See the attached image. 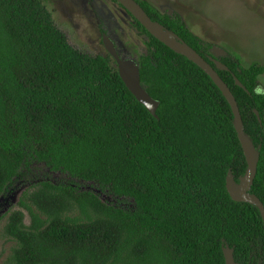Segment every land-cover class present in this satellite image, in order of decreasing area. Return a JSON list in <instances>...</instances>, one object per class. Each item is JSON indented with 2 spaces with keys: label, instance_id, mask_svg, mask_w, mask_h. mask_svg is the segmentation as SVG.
<instances>
[{
  "label": "trees",
  "instance_id": "trees-1",
  "mask_svg": "<svg viewBox=\"0 0 264 264\" xmlns=\"http://www.w3.org/2000/svg\"><path fill=\"white\" fill-rule=\"evenodd\" d=\"M135 1L215 69L212 46L181 18ZM125 13L147 39L136 62L157 118L107 53L73 47L45 0H0V199L24 188L2 228L15 244L5 264H225L223 248L236 264H264L260 211L225 188L227 173L240 185L247 170L228 103ZM220 62L259 155L249 194L264 205V67Z\"/></svg>",
  "mask_w": 264,
  "mask_h": 264
},
{
  "label": "rangeland",
  "instance_id": "rangeland-1",
  "mask_svg": "<svg viewBox=\"0 0 264 264\" xmlns=\"http://www.w3.org/2000/svg\"><path fill=\"white\" fill-rule=\"evenodd\" d=\"M160 12L176 15L203 43L216 46L239 59L243 66L258 63L264 67V0H146ZM55 25L73 47L89 55L106 54L101 45L104 30L114 41L123 59L136 60L146 53L147 39L137 34L131 19L113 0H45ZM264 91V74L259 78ZM60 181L64 176L52 174ZM0 199V264L9 260L15 245L3 236L11 210L24 188ZM105 196L102 197L104 200ZM106 199V198H105ZM25 224L28 220L25 219Z\"/></svg>",
  "mask_w": 264,
  "mask_h": 264
},
{
  "label": "water",
  "instance_id": "water-1",
  "mask_svg": "<svg viewBox=\"0 0 264 264\" xmlns=\"http://www.w3.org/2000/svg\"><path fill=\"white\" fill-rule=\"evenodd\" d=\"M120 4L141 26L157 41L171 49L173 52L185 57L187 60L194 63L199 67L214 85L221 92L226 102L228 103L232 114L234 116V129L237 139L241 146L244 159L247 164L246 174L241 179L240 185H237L230 173H227L225 177V188L232 201L238 203H247L254 205L260 211L263 223H264V205L254 195L249 194V190L253 184L257 172V165L259 162V155L257 154L252 143L243 133V122L240 116V112L236 103V100L231 93L229 87L219 77L217 70L227 71V68L219 61L209 57V61L215 65V69L207 62L199 53H197L192 47L181 40L176 34L169 33L165 27L158 22H153L144 9L135 0H115ZM102 44L106 53L113 59L116 64L117 72L127 90L134 96V98L143 105L146 110L155 118H157L156 111L159 107V102L153 99L146 90L142 87L140 81V71L138 64L133 59H122L114 46L113 41L107 36L103 35ZM211 53L213 56H226L227 52L219 47H212ZM235 85L239 88L244 87L235 80ZM256 116L259 118L258 113ZM260 124L264 128V116L262 120H259ZM223 256L225 264H236L233 257V250L229 248H223Z\"/></svg>",
  "mask_w": 264,
  "mask_h": 264
},
{
  "label": "flooded vegetation",
  "instance_id": "flooded-vegetation-1",
  "mask_svg": "<svg viewBox=\"0 0 264 264\" xmlns=\"http://www.w3.org/2000/svg\"><path fill=\"white\" fill-rule=\"evenodd\" d=\"M142 1H146V0H142ZM113 2L117 5V7L118 8H120L119 7V5L120 4H118L116 1H114L113 0ZM137 2V1H136ZM148 2V1H147ZM138 3V2H137ZM139 4V3H138ZM121 6V5H120ZM122 11H124L125 9L121 6V8H120ZM126 11V10H125ZM125 11H124V13H125ZM127 12V11H126ZM163 13V12H162ZM126 14V13H125ZM128 16V15H127ZM131 16V15H130ZM130 18V17H129ZM131 19V18H130ZM132 21V20H131ZM107 35V33H101V45L103 46V44H102V37H103V35ZM108 36V35H107ZM109 37V36H108ZM110 38V37H109ZM111 39V38H110ZM112 40V39H111ZM113 41V40H112ZM113 43H114V41H113ZM114 46H115V48H116V45H115V43H114ZM212 47H214V46H212ZM211 47V48H212ZM104 48V47H103ZM105 50V49H104ZM116 50H117V48H116ZM118 53V52H117ZM119 55V54H118ZM120 56V55H119ZM206 56L207 57H211V58H213V59H215V60H217V61H219L220 62V58H223L224 56H218V57H214L213 56V54L211 53V49H210V51H208L207 53H206ZM121 57V56H120ZM123 59V58H122ZM135 62H136V60H134ZM137 63V62H136ZM221 63V62H220ZM261 86L259 85V88H260ZM0 210H1V208H0ZM3 217V215L0 217V220H1V218Z\"/></svg>",
  "mask_w": 264,
  "mask_h": 264
},
{
  "label": "clouds",
  "instance_id": "clouds-1",
  "mask_svg": "<svg viewBox=\"0 0 264 264\" xmlns=\"http://www.w3.org/2000/svg\"><path fill=\"white\" fill-rule=\"evenodd\" d=\"M261 86V85H260ZM261 90V88H259ZM261 92L263 93L264 91L261 90ZM259 115V114H258ZM264 116V115H263ZM263 119V118H262ZM260 123V122H259ZM263 127V126H262Z\"/></svg>",
  "mask_w": 264,
  "mask_h": 264
}]
</instances>
